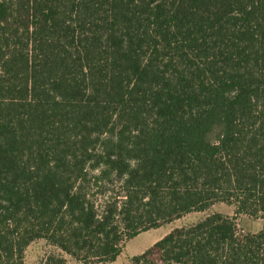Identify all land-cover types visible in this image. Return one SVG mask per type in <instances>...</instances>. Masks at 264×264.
I'll return each instance as SVG.
<instances>
[{
    "label": "trees",
    "instance_id": "obj_1",
    "mask_svg": "<svg viewBox=\"0 0 264 264\" xmlns=\"http://www.w3.org/2000/svg\"><path fill=\"white\" fill-rule=\"evenodd\" d=\"M215 203L264 221V0H0V264L111 263ZM128 264H264V224Z\"/></svg>",
    "mask_w": 264,
    "mask_h": 264
},
{
    "label": "rangeland",
    "instance_id": "obj_2",
    "mask_svg": "<svg viewBox=\"0 0 264 264\" xmlns=\"http://www.w3.org/2000/svg\"><path fill=\"white\" fill-rule=\"evenodd\" d=\"M211 212H221L226 215L235 216L238 230L240 232H257L261 230L264 224L262 218H254L246 214L236 215L233 206L224 203H215L205 211L188 213L169 223H165L158 228L141 232L123 245L122 251L115 261L106 264H128L132 256L147 249L150 244V239L156 237L162 238L174 228L192 225ZM52 250H54V248L49 246L44 239L37 240L27 247L24 264H41L45 255ZM66 258L69 264H82L71 260L69 257Z\"/></svg>",
    "mask_w": 264,
    "mask_h": 264
},
{
    "label": "crops",
    "instance_id": "obj_3",
    "mask_svg": "<svg viewBox=\"0 0 264 264\" xmlns=\"http://www.w3.org/2000/svg\"><path fill=\"white\" fill-rule=\"evenodd\" d=\"M147 231H149V230H147ZM159 239H160V237H156V238L150 239V244H149V246H151L153 243H155V242H156L157 240H159ZM149 246H148V247H149ZM148 247H147V248H148ZM140 253H142V251H141ZM140 253H139V254H140Z\"/></svg>",
    "mask_w": 264,
    "mask_h": 264
}]
</instances>
